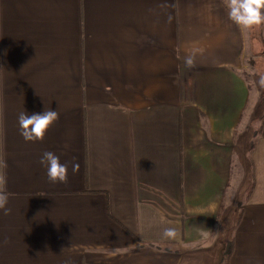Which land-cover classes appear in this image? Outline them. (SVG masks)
<instances>
[{"label": "crops", "instance_id": "1", "mask_svg": "<svg viewBox=\"0 0 264 264\" xmlns=\"http://www.w3.org/2000/svg\"><path fill=\"white\" fill-rule=\"evenodd\" d=\"M261 77L226 0H0V264H264Z\"/></svg>", "mask_w": 264, "mask_h": 264}, {"label": "clouds", "instance_id": "2", "mask_svg": "<svg viewBox=\"0 0 264 264\" xmlns=\"http://www.w3.org/2000/svg\"><path fill=\"white\" fill-rule=\"evenodd\" d=\"M228 16L237 26L242 29H253L264 25V0H226ZM260 86L264 87V77L259 80ZM59 120V113L53 109L44 110L42 113L28 114L21 112L18 116L20 135L26 142L43 141L49 129ZM40 164L45 167L46 175L51 183L68 182V164L61 163L60 157L54 152L45 151ZM79 171V163L72 164V172ZM7 177L0 172V212L10 215L9 194L7 192ZM174 228L164 230V237L174 238Z\"/></svg>", "mask_w": 264, "mask_h": 264}, {"label": "trees", "instance_id": "3", "mask_svg": "<svg viewBox=\"0 0 264 264\" xmlns=\"http://www.w3.org/2000/svg\"><path fill=\"white\" fill-rule=\"evenodd\" d=\"M255 31H257V28H254ZM259 34L261 35V32L259 31ZM244 78L247 80L249 77L247 76V74L244 75ZM249 86V85H248ZM262 122H264V116H262ZM254 145H255V141L252 140L251 143H250V147H249V152H248V158L251 162V154H252V151H253V148H254ZM251 190V189H250ZM250 192V191H249ZM231 248H232V244L231 242L228 243V245L226 246L225 248V252H226V256L230 255L231 253Z\"/></svg>", "mask_w": 264, "mask_h": 264}, {"label": "rangeland", "instance_id": "4", "mask_svg": "<svg viewBox=\"0 0 264 264\" xmlns=\"http://www.w3.org/2000/svg\"><path fill=\"white\" fill-rule=\"evenodd\" d=\"M256 54H259V51H256L255 52ZM247 56H248V51H247ZM247 56H246V58L245 59H247ZM250 56V55H249ZM249 68V67H248ZM252 73H255V71H254V67L252 66ZM231 250H232V248H231ZM226 254V252L224 253V255ZM225 257V260H228V257H229V255L228 256H224ZM227 257V258H226Z\"/></svg>", "mask_w": 264, "mask_h": 264}]
</instances>
